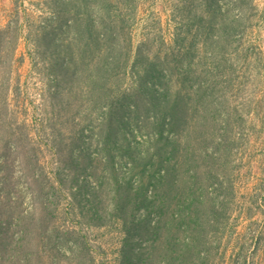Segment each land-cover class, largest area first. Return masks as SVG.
Masks as SVG:
<instances>
[{"label": "rangeland", "instance_id": "obj_1", "mask_svg": "<svg viewBox=\"0 0 264 264\" xmlns=\"http://www.w3.org/2000/svg\"><path fill=\"white\" fill-rule=\"evenodd\" d=\"M143 263L264 264V0H0V264Z\"/></svg>", "mask_w": 264, "mask_h": 264}, {"label": "trees", "instance_id": "obj_2", "mask_svg": "<svg viewBox=\"0 0 264 264\" xmlns=\"http://www.w3.org/2000/svg\"><path fill=\"white\" fill-rule=\"evenodd\" d=\"M169 102L170 101H168V103ZM167 107L169 106L167 105ZM164 124V119L160 118L157 120V131L155 135L160 140H164ZM166 141V147L165 145L160 147L161 155L157 164L158 172H160V170L165 167L166 171H164V176H160L161 180L158 181L156 187L157 192L150 201L151 209L158 213V216L160 217L158 224L155 226L156 235L160 237L163 236L164 242H166L168 246H171L174 241V229H176L178 225H180L179 220L181 219V215H179L176 210L179 209L181 203L184 205V208H189L193 201L189 198V195L192 197V195L190 194L192 191L190 186H187V188L189 187L187 189V192L190 190V193L187 197H180L178 194V183L176 180L177 177L175 176V171L178 169L177 160H175V155L178 153L176 145L177 143L169 138H167ZM178 197H180L181 201ZM177 199H179V201ZM189 216H193V213H188L186 217L183 216L182 221ZM150 248L152 250L155 249V247L151 246Z\"/></svg>", "mask_w": 264, "mask_h": 264}]
</instances>
